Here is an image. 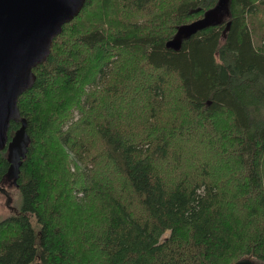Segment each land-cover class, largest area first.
Returning <instances> with one entry per match:
<instances>
[{
    "label": "trees",
    "instance_id": "1",
    "mask_svg": "<svg viewBox=\"0 0 264 264\" xmlns=\"http://www.w3.org/2000/svg\"><path fill=\"white\" fill-rule=\"evenodd\" d=\"M218 1L85 0L63 25L17 101L0 264H264V0L166 45Z\"/></svg>",
    "mask_w": 264,
    "mask_h": 264
},
{
    "label": "water",
    "instance_id": "2",
    "mask_svg": "<svg viewBox=\"0 0 264 264\" xmlns=\"http://www.w3.org/2000/svg\"><path fill=\"white\" fill-rule=\"evenodd\" d=\"M84 2L0 0V151L6 149L8 163L5 182L0 184V197H5L4 204L10 210L15 211V208L11 205V193L6 187L16 186L30 139L26 133V120L21 117L17 106L18 98L32 87L35 81L33 69L45 62L53 40L61 33L63 25L78 15ZM221 2L219 0L215 7ZM217 23L220 22L206 23L202 18L189 26L179 27L176 34L180 28L186 34L180 40L175 38V34L166 45L177 49L182 39L197 28ZM10 123L18 124V128L9 139ZM233 264L257 263L241 258Z\"/></svg>",
    "mask_w": 264,
    "mask_h": 264
},
{
    "label": "rangeland",
    "instance_id": "3",
    "mask_svg": "<svg viewBox=\"0 0 264 264\" xmlns=\"http://www.w3.org/2000/svg\"><path fill=\"white\" fill-rule=\"evenodd\" d=\"M217 4L218 2L215 4V6ZM212 8H209L204 12V17H203L204 22L206 23L224 22L229 17V12L228 10L226 11V8L228 9V1L226 2V0H222V2L218 5V7H215L213 9ZM260 15L261 13L258 16L260 17ZM185 34L186 32L183 31L182 28H180L175 38L177 40H180ZM5 200H6L5 197H0V219L7 217L11 213L4 204ZM14 204L15 203H13V201L11 200V205L14 206Z\"/></svg>",
    "mask_w": 264,
    "mask_h": 264
},
{
    "label": "bare ground",
    "instance_id": "4",
    "mask_svg": "<svg viewBox=\"0 0 264 264\" xmlns=\"http://www.w3.org/2000/svg\"><path fill=\"white\" fill-rule=\"evenodd\" d=\"M27 91V90H26ZM23 94V93H22ZM257 263V262H256Z\"/></svg>",
    "mask_w": 264,
    "mask_h": 264
},
{
    "label": "flooded vegetation",
    "instance_id": "5",
    "mask_svg": "<svg viewBox=\"0 0 264 264\" xmlns=\"http://www.w3.org/2000/svg\"><path fill=\"white\" fill-rule=\"evenodd\" d=\"M11 206V205H10ZM10 210V209H9Z\"/></svg>",
    "mask_w": 264,
    "mask_h": 264
}]
</instances>
